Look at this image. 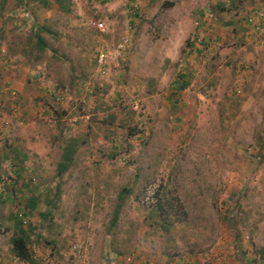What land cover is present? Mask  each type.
<instances>
[{"label": "rangeland", "instance_id": "1", "mask_svg": "<svg viewBox=\"0 0 264 264\" xmlns=\"http://www.w3.org/2000/svg\"><path fill=\"white\" fill-rule=\"evenodd\" d=\"M46 3L0 0V264H264V0Z\"/></svg>", "mask_w": 264, "mask_h": 264}, {"label": "trees", "instance_id": "2", "mask_svg": "<svg viewBox=\"0 0 264 264\" xmlns=\"http://www.w3.org/2000/svg\"><path fill=\"white\" fill-rule=\"evenodd\" d=\"M34 2H39L43 6H47L46 0H30ZM68 0H56V4L58 6V9L61 12L68 13L70 11V7L67 5ZM46 31L45 27L39 28L35 34H33V38L35 40L36 47L39 51H44L47 47L46 42L44 39L40 36L39 32ZM194 41V40H193ZM193 43H191L192 45ZM194 46V45H193ZM199 53H201L200 50H198ZM188 86L187 82H182L181 85L178 87V90H182ZM132 134V133H130ZM77 146H78V140L77 139H70L66 146L63 148L61 157L59 162L56 166V175L58 177H61L64 173H66L70 167L73 165L75 160V154L77 152ZM11 157L5 155L4 159H10ZM14 160V159H13ZM14 166L16 165L14 162L12 163ZM129 195V192L125 191L124 189L120 193V201L122 202L125 197ZM58 196V194L56 195ZM169 196V197H168ZM119 203L118 208L122 205V203ZM28 208L33 209L32 205L28 206ZM182 207L178 206V200L175 197H172L169 194L162 195L161 197L157 198L155 200L154 205L152 206V213L155 215V224L161 228H164L165 226L170 224V219H173L172 222H180L178 219L179 216L183 214V211L181 212ZM118 214V209L114 212V217L116 218ZM185 214V213H184ZM22 219L23 215L19 214V216L16 217V227L18 230L14 233V237L11 238L10 244H11V254L18 260L29 262L31 261V252L29 251L27 247V232H25L22 228ZM264 252V249H262L261 253Z\"/></svg>", "mask_w": 264, "mask_h": 264}, {"label": "built area", "instance_id": "3", "mask_svg": "<svg viewBox=\"0 0 264 264\" xmlns=\"http://www.w3.org/2000/svg\"><path fill=\"white\" fill-rule=\"evenodd\" d=\"M259 18L263 19L264 18V12H259L258 13ZM248 22L254 27V30H259L260 27H258L257 25L255 26L254 21H253V17H248L247 18ZM97 28L102 29L103 25L101 23H98ZM205 41L203 42L202 39L200 38H196L193 41V45L198 47V50L201 51V54H203V48L200 46H205L204 45ZM96 63L97 66L99 68V72L101 75H105L106 74V68H107V55L105 52H98V54L96 55Z\"/></svg>", "mask_w": 264, "mask_h": 264}, {"label": "crops", "instance_id": "4", "mask_svg": "<svg viewBox=\"0 0 264 264\" xmlns=\"http://www.w3.org/2000/svg\"><path fill=\"white\" fill-rule=\"evenodd\" d=\"M146 2H148V0L147 1L146 0H136V3L139 5H146L147 4Z\"/></svg>", "mask_w": 264, "mask_h": 264}]
</instances>
